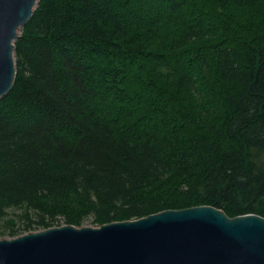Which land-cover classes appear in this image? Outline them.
I'll return each mask as SVG.
<instances>
[{
    "label": "trees",
    "instance_id": "1",
    "mask_svg": "<svg viewBox=\"0 0 264 264\" xmlns=\"http://www.w3.org/2000/svg\"><path fill=\"white\" fill-rule=\"evenodd\" d=\"M15 60L0 237L199 205L264 217V0H39Z\"/></svg>",
    "mask_w": 264,
    "mask_h": 264
},
{
    "label": "water",
    "instance_id": "2",
    "mask_svg": "<svg viewBox=\"0 0 264 264\" xmlns=\"http://www.w3.org/2000/svg\"><path fill=\"white\" fill-rule=\"evenodd\" d=\"M39 0H0V99L15 40ZM0 264H264V217L199 205L101 226L65 224L0 238Z\"/></svg>",
    "mask_w": 264,
    "mask_h": 264
},
{
    "label": "rangeland",
    "instance_id": "3",
    "mask_svg": "<svg viewBox=\"0 0 264 264\" xmlns=\"http://www.w3.org/2000/svg\"><path fill=\"white\" fill-rule=\"evenodd\" d=\"M63 220L61 219V220H59V222L58 223H61ZM65 225V224H64ZM83 225H91V226H96V225H94V224H92L91 222H89V221H86V222H84V224ZM57 226V225H56ZM4 237H7V238H9L10 236H8V235H6V236H4ZM4 237H0V238H4Z\"/></svg>",
    "mask_w": 264,
    "mask_h": 264
}]
</instances>
